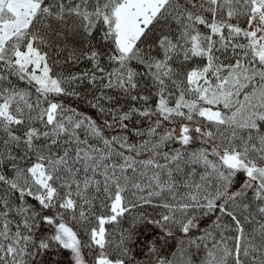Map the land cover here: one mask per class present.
Returning a JSON list of instances; mask_svg holds the SVG:
<instances>
[{"label":"snow or ice","instance_id":"1","mask_svg":"<svg viewBox=\"0 0 264 264\" xmlns=\"http://www.w3.org/2000/svg\"><path fill=\"white\" fill-rule=\"evenodd\" d=\"M0 264H264V0H0Z\"/></svg>","mask_w":264,"mask_h":264}]
</instances>
